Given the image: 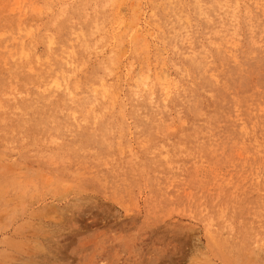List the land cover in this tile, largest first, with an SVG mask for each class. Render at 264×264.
<instances>
[{
	"label": "rangeland",
	"instance_id": "374dc122",
	"mask_svg": "<svg viewBox=\"0 0 264 264\" xmlns=\"http://www.w3.org/2000/svg\"><path fill=\"white\" fill-rule=\"evenodd\" d=\"M0 264H264V0H0Z\"/></svg>",
	"mask_w": 264,
	"mask_h": 264
},
{
	"label": "bare ground",
	"instance_id": "6f19581e",
	"mask_svg": "<svg viewBox=\"0 0 264 264\" xmlns=\"http://www.w3.org/2000/svg\"><path fill=\"white\" fill-rule=\"evenodd\" d=\"M47 82V81H46ZM108 83V82H107Z\"/></svg>",
	"mask_w": 264,
	"mask_h": 264
}]
</instances>
